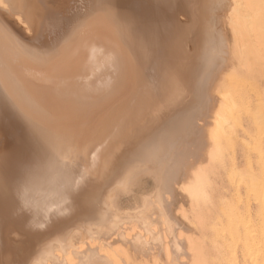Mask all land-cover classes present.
<instances>
[{"label":"bare ground","instance_id":"1","mask_svg":"<svg viewBox=\"0 0 264 264\" xmlns=\"http://www.w3.org/2000/svg\"><path fill=\"white\" fill-rule=\"evenodd\" d=\"M0 141V264H264V0H0Z\"/></svg>","mask_w":264,"mask_h":264},{"label":"rangeland","instance_id":"2","mask_svg":"<svg viewBox=\"0 0 264 264\" xmlns=\"http://www.w3.org/2000/svg\"><path fill=\"white\" fill-rule=\"evenodd\" d=\"M217 32L218 36L222 39V47L224 48L225 55H222L224 59L221 58V55L219 52L214 51L213 56V62L211 65L210 70L207 72L206 76L203 78L202 86L210 87L211 91V98L209 99V103L215 101L217 96L219 95V87L223 82H227L228 78L232 74L233 65L231 62V56H230V47H231V40H230V34L229 29L224 24L221 14L217 15ZM181 20H184V18H181ZM197 31V30H195ZM193 45L187 48V51L190 52V54H193ZM186 51V52H187ZM257 86L262 87L261 79L257 80ZM198 111L201 113H204L203 107H199ZM209 122V121H207ZM204 122L197 123L199 128L198 132L204 137H207V126L208 124ZM239 137H241L240 134H238ZM206 139V138H205ZM4 141H0V151L7 153L9 150V147L4 144ZM235 158L238 161V164H242L244 161V156L242 154V151L240 149L236 150ZM218 183L219 179H216ZM219 185V184H218ZM216 184L215 189H217L219 186ZM218 186V187H217ZM121 187V186H120ZM115 186L111 188V190L108 191V202L106 203L108 207H113V211L118 213L124 214L131 212L134 208L138 207L141 202L144 199L149 198L152 193L154 192L155 186H154V179L151 175H143L140 178H137V183H135L133 186L126 188ZM221 188V187H219ZM218 190V189H217ZM225 191V190H224ZM228 193V192H227ZM115 195V196H114ZM217 195V194H216ZM112 197H114V202H112ZM254 204V203H253ZM252 204V205H253ZM182 207V209H181ZM191 204L188 198L186 197L185 193L183 192L180 185L175 188V192L173 193L172 197V203L170 205V209L173 215H175V218H177V222L179 224L181 223L180 227L182 229L186 230L188 235H193L192 237H197V228L192 224V218H191ZM181 210H183L184 213H182ZM253 212L255 211L254 208H252ZM83 218L87 217V214L85 213Z\"/></svg>","mask_w":264,"mask_h":264}]
</instances>
